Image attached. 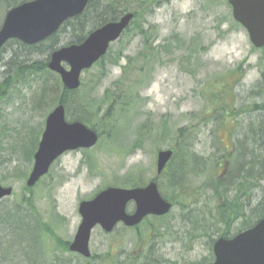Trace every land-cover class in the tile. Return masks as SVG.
Listing matches in <instances>:
<instances>
[{
	"label": "rangeland",
	"instance_id": "1",
	"mask_svg": "<svg viewBox=\"0 0 264 264\" xmlns=\"http://www.w3.org/2000/svg\"><path fill=\"white\" fill-rule=\"evenodd\" d=\"M126 1L142 7L139 0ZM3 8L0 2V23ZM144 11L140 21L146 37L134 30L122 34L105 59L82 73L74 95L81 101L95 100L90 109L97 144L64 153L31 191L26 179L34 157L28 159L26 153L37 143L34 156L63 83L47 72L17 74L23 64L48 62V44L30 48L11 40L0 51V84L9 75L14 80L5 94L0 93V184L13 187V194L0 200V264H210L217 238L237 234L259 219L252 209L258 211L264 180L254 179L257 186L246 199L239 198L248 205L247 218L231 217L229 225L217 220L223 203L215 187L225 163L237 169L248 160L259 131L264 47H255L235 21L229 0H159ZM77 33L71 27L59 33L58 47ZM224 84L227 88L221 90ZM130 87H135L131 109L121 101L109 111V119L99 120L114 96ZM108 91L112 98L105 97ZM224 102L233 109L225 118L220 108ZM76 112L67 111L68 120L75 121ZM184 127L192 138L189 150L204 159L195 163L198 172L186 176L178 194L165 192L178 203L169 216L152 221L163 227L149 233L147 224L138 229L120 223L107 233L97 226L91 233L90 257L65 250L60 242H72L82 220L80 202L108 186H123L116 183L131 174L142 172L148 182L155 178L158 151L176 145ZM137 139L142 140L140 146H134ZM258 151L264 157V148ZM236 152L245 160H227ZM177 163H172L173 173ZM232 184L230 180L227 187ZM228 195L233 199L235 192ZM26 197L34 207L24 203ZM36 213L43 219L40 230L35 228Z\"/></svg>",
	"mask_w": 264,
	"mask_h": 264
},
{
	"label": "water",
	"instance_id": "2",
	"mask_svg": "<svg viewBox=\"0 0 264 264\" xmlns=\"http://www.w3.org/2000/svg\"><path fill=\"white\" fill-rule=\"evenodd\" d=\"M90 0H29L9 9L0 27V51L10 39L33 45L53 35L70 18L82 14ZM233 17L247 30L256 47L264 46V0H229ZM134 12L123 14L94 29L81 43L62 46L51 54L48 68L61 76L64 86L78 89L81 76L106 54L110 44L120 38L129 27ZM99 140L98 133L81 121L69 122L66 107L59 103L47 116L45 129L34 165L27 178L29 187L45 175L52 163L63 153L80 148H91ZM173 149L157 153V172L161 174L173 156ZM13 187L0 184V200L11 196ZM134 202L133 212L128 204ZM172 208L159 190L158 183L146 186H109L94 198L82 200L79 213L82 217L70 250L86 257L91 256L90 238L93 229L100 227L112 232L118 223L132 227L148 215H165ZM213 264H264V217L252 228L232 239L220 238L214 246Z\"/></svg>",
	"mask_w": 264,
	"mask_h": 264
},
{
	"label": "trees",
	"instance_id": "3",
	"mask_svg": "<svg viewBox=\"0 0 264 264\" xmlns=\"http://www.w3.org/2000/svg\"><path fill=\"white\" fill-rule=\"evenodd\" d=\"M24 1H27V0H0L1 4L4 7L2 9L3 11L4 10L7 11L9 8H11L15 5H18ZM139 1L142 4V7H138V6L133 7L131 1H126V0H104V1L90 0L88 7L83 14L78 15V16L66 21L55 34H53L52 36H50L46 40L40 42L39 44H35V45H26L24 43H22V44H23V46L25 45L26 47L34 48V47H39L42 44L46 43V44H48V47L50 48L49 53H52L55 49L59 48L58 47V45L60 43V41L58 40L59 33L66 31L69 27H71L73 29L74 33L76 31H78V33L76 36H75V34L73 35V37H72L73 40H71L68 44L79 43V42H82L92 30H94L95 28H97V27H99V26H101V25H103L109 21L118 19L121 15L124 14L123 12H126V11H134L135 19L132 21V23L126 29V31L123 33V35L129 34L130 31L134 30V31H140V33H142L145 36L144 27L142 26V24H141L142 22L140 21L141 19H144L145 13L147 11V9H146V11H144V8L149 6V4L153 5L154 3H158L159 0H139ZM130 8H131V10H130ZM1 16H3V15H1ZM1 24H2V22L0 23V26H1ZM9 42H7V44ZM148 42L149 41L144 40V43L146 45L148 44ZM141 56L143 57L144 55L142 54ZM105 57H106V55L101 60L105 59ZM154 57H155V55H153V58ZM151 60L152 59L148 60V62H150ZM47 64H48L47 61H44V62L35 61L31 64H26V65L23 64L20 66V69H19V71H17V74L20 75V77H23L26 72H34V73H36V72H40V73L47 72L50 74H55L57 76V79H58L56 83H58L60 85L59 80H61V78H60L59 74L51 71L47 67ZM126 68L127 67L124 66V69H126ZM141 70L142 69H139V71H141ZM12 76L13 75L7 76L5 78V80L0 84V93L5 94L9 90V88L12 87V85L14 84V80H13ZM137 82L138 81L136 80L134 82V85H136ZM225 85L226 84H224L222 86L221 90H226L227 85L226 86ZM134 88L135 87H130V90L129 89L121 90V95H118V96L115 95L114 99L116 100V102L113 99V101L110 103L105 115H103V117L100 118L99 120L102 121V120L109 119V115H108L109 111L113 108V106L115 104L118 105L121 101H122V105L124 106V108H126L127 111L130 110L132 107V101H133L132 93L134 92ZM216 90H217V88H216ZM229 90H231V89H229ZM229 90L227 89L228 92H230ZM109 92L110 91H108L106 93L105 97L108 96V97L112 98L113 95L109 94ZM77 93H78V89L69 90L66 87H64L62 84L61 95L59 97V103L60 102L64 103L66 108H67V111H69V113L72 112L73 109H75L77 111L75 113L74 119L83 121V122L87 123L88 125H90L91 127L95 128L96 125H93V123H91L93 120V118H92L93 115H91L92 112L90 109V107L94 105L95 100L93 98H89V99H86L84 101H81L78 96L74 97V95H77ZM222 104L223 105L220 106V108H221V110L223 112V116L225 118L226 117L225 112H229V114H230L231 112H233V109L231 108L230 103H228L229 105L226 104L225 102ZM259 111L264 113V103L259 108ZM236 112H237V110H236ZM235 119H237V116H235ZM235 119H232V120L234 121ZM232 120H231V122H232ZM163 133L165 136H167V134H168L166 132H163ZM255 134H256V136L254 135V137H253L254 141L252 143L253 148L250 151L248 160L246 162H241L240 164H238V168H237L238 170L233 168V167L228 169V164L225 163V167L223 168V172H222L223 175L221 177H219V179L217 180L218 185L215 187V189H217L216 191L220 190L217 192V195L221 198V201L223 203L222 207L219 208L217 220H220V221L222 220V222L225 221V223H227L228 225L232 223V221L230 220L231 217H240L241 216L243 218H245V217L247 218L248 215H246V212L248 210V205L242 204V202L240 203L239 198L246 199V197L250 194L251 190L255 186H257L256 183H255V185L253 183L254 179L261 178L262 180H264V157H262L260 155V151H258V149L262 150V148H264V114H261V116H260L259 131H258V133L256 132ZM139 138H140V136H139ZM191 139L192 138H191L189 130H187V127H184V128L179 130V139L176 138V140H178L177 144L170 147V148L174 149V155H173L172 159L170 160V162L168 163V165L166 166V168L164 169L162 174L153 178V179L158 180V184H159V187H160L162 194L169 201L172 202L173 207L175 206L176 202L178 203L177 199H175L174 197L172 198V193H171V196H168L165 194V192L176 190L177 194H178L179 190L181 188H183L182 186H183L184 180L186 179V176L190 172H192L193 174L198 172L196 167H195V163L197 161H201L202 159H204L203 156H199L198 154H195V152L189 150V149H191V146H192V143L190 142ZM141 142H142L141 139H137L134 143V146L135 145L140 146ZM36 146H37V143L35 146L32 145V149L30 152L26 153V155H27L26 157H28V159L33 158V152H34V149L36 148ZM229 156H230V158L235 159L236 161H238L239 159L245 160V157H246L245 155H239V153L236 152L234 154V156L231 154H228L227 160H228ZM177 161H178V163L176 165L177 170H175L176 173H173L172 171H173L174 166H175L174 164ZM172 163H174V164H172ZM166 177L168 179L167 182L169 185L167 187L165 186ZM230 180L233 184L231 186L227 187V183ZM250 181H252V182H250ZM120 182L121 183H116V184L123 185V186L135 187V186L146 185L148 180L145 178V175L142 172H140L139 174H135V175L131 174V177H125L123 179V181H120ZM251 184H252V188L249 187ZM26 188L29 191H31L33 187L27 186ZM232 191L235 192V196L233 197V199H230L228 192H232ZM187 194H188V192L186 193V195ZM186 195H184V196H186ZM177 198H180V197H177ZM31 199H32L31 197H26L23 200L24 203L28 202V205H29L28 207H31V206L34 207ZM257 209H258V211H254V209H252L253 210L252 212L255 213L256 216H259V218L263 217L264 216V196L260 199V201L257 205ZM32 210L35 211V209H33V208H32ZM169 214L170 213H168L164 216H160V217L151 216L150 217V218H152L151 220L148 219L149 217H146L142 223H140L139 225H137L133 228H138V227H141V225L147 224L150 226V232L149 233L156 232L157 229L159 228V226L162 225V227H163V223L160 225H155L152 221L155 219L163 220L165 217L169 216ZM36 217H37V220H36L35 228L40 230L43 219L39 213H36ZM23 219H24V217L22 216V220ZM18 228H19V226H18ZM42 231H43V228H42ZM227 235H228L227 233L223 234V236H227ZM60 243L65 248V250H69L70 242L61 241ZM68 264H72V263L69 262Z\"/></svg>",
	"mask_w": 264,
	"mask_h": 264
},
{
	"label": "flooded vegetation",
	"instance_id": "4",
	"mask_svg": "<svg viewBox=\"0 0 264 264\" xmlns=\"http://www.w3.org/2000/svg\"><path fill=\"white\" fill-rule=\"evenodd\" d=\"M259 219H260V218H259ZM259 219L256 220L255 224L259 221ZM252 226H254V225H252ZM252 226L245 227V228L242 229L241 231H244V230H246V229H248V228H250V227H252ZM241 231H240V232H241ZM240 232H238V233H240ZM238 233H237V234H238ZM227 234H228V235H227V236H224V237H226V238H233V237H235V236L237 235V234H231V232H227ZM213 247H214V245H213ZM213 255H214V251H213ZM214 259H215V255H214ZM213 261H214V260H213ZM211 263H212V262H211ZM211 263H210V264H211Z\"/></svg>",
	"mask_w": 264,
	"mask_h": 264
},
{
	"label": "bare ground",
	"instance_id": "5",
	"mask_svg": "<svg viewBox=\"0 0 264 264\" xmlns=\"http://www.w3.org/2000/svg\"><path fill=\"white\" fill-rule=\"evenodd\" d=\"M134 19H135V15H134V17L132 18L131 22H132Z\"/></svg>",
	"mask_w": 264,
	"mask_h": 264
}]
</instances>
